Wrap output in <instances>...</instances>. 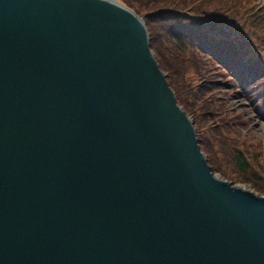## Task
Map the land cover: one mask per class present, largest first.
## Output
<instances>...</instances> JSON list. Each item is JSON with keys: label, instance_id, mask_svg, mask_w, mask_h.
Wrapping results in <instances>:
<instances>
[{"label": "water", "instance_id": "95a60500", "mask_svg": "<svg viewBox=\"0 0 264 264\" xmlns=\"http://www.w3.org/2000/svg\"><path fill=\"white\" fill-rule=\"evenodd\" d=\"M0 264H264L119 0H0Z\"/></svg>", "mask_w": 264, "mask_h": 264}, {"label": "trees", "instance_id": "16d2710c", "mask_svg": "<svg viewBox=\"0 0 264 264\" xmlns=\"http://www.w3.org/2000/svg\"><path fill=\"white\" fill-rule=\"evenodd\" d=\"M120 1L142 16L155 60L174 91L176 102L191 117L202 152L207 147L198 134L200 127L204 119L223 106L211 91L214 88L241 89L264 119V58L248 42L234 36L242 30L233 25L237 22L234 13L237 0H217L215 4L211 0ZM251 25L256 26L257 22L252 21ZM188 73L196 81L192 83ZM217 75L220 79H216ZM259 85L263 87L258 89ZM197 122L200 124L196 127ZM224 148L230 153L231 172H223L219 161L212 163L206 155L209 168L218 170L230 182L249 181L264 192V187L258 184V173L240 150L230 144Z\"/></svg>", "mask_w": 264, "mask_h": 264}, {"label": "rangeland", "instance_id": "374dc122", "mask_svg": "<svg viewBox=\"0 0 264 264\" xmlns=\"http://www.w3.org/2000/svg\"><path fill=\"white\" fill-rule=\"evenodd\" d=\"M211 3H217V0H211ZM237 5L238 8L234 10L237 22L233 25H239L242 30H239L240 33L235 31L234 36L248 42L250 47L256 48L264 58V0H237ZM252 21H256L257 25L252 26ZM187 76L192 77V83L197 79L190 73ZM216 79H220V76L217 75ZM262 87L259 85L258 89ZM211 91L223 106L211 116L207 115L208 118L204 119L200 127L201 132H198L207 147L203 151L204 156L208 155L212 163L219 161L223 172L230 173L231 157L224 147L228 144L237 147L248 165L258 173V184L264 187V119L260 118L258 110L252 108L241 89L232 90L224 86ZM199 124L197 122L195 126ZM212 172L218 177L228 179L218 170L213 169ZM232 183L264 194L255 189L249 181L233 180Z\"/></svg>", "mask_w": 264, "mask_h": 264}, {"label": "bare ground", "instance_id": "6f19581e", "mask_svg": "<svg viewBox=\"0 0 264 264\" xmlns=\"http://www.w3.org/2000/svg\"><path fill=\"white\" fill-rule=\"evenodd\" d=\"M209 166V165H208Z\"/></svg>", "mask_w": 264, "mask_h": 264}]
</instances>
